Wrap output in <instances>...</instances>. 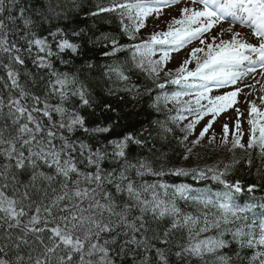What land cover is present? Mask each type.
I'll list each match as a JSON object with an SVG mask.
<instances>
[{
  "label": "snow or ice",
  "instance_id": "1",
  "mask_svg": "<svg viewBox=\"0 0 264 264\" xmlns=\"http://www.w3.org/2000/svg\"><path fill=\"white\" fill-rule=\"evenodd\" d=\"M182 2L178 18L161 19ZM80 11L79 0H0V264H264V195L256 196L264 186L231 178L241 162L252 167L253 153L264 163V96L261 106L245 101L246 143L239 108L230 141L222 126L221 145L233 156L240 149L242 160L204 167H166L156 140L167 142L173 129L141 120L137 109L144 95L156 112L173 104L168 120L178 127L192 117L177 139L182 161L206 135L215 142L216 118L238 103L241 84L253 87L245 78H264V0H111L86 11L92 19L116 13L134 42L127 44L95 24L80 27ZM150 17L153 30L142 38ZM160 23L166 30H155ZM125 51L123 63L94 60ZM133 72L160 91L142 94ZM168 85L175 90L164 91ZM181 177L216 190L169 182Z\"/></svg>",
  "mask_w": 264,
  "mask_h": 264
},
{
  "label": "trees",
  "instance_id": "2",
  "mask_svg": "<svg viewBox=\"0 0 264 264\" xmlns=\"http://www.w3.org/2000/svg\"><path fill=\"white\" fill-rule=\"evenodd\" d=\"M81 5L83 6V11H80L77 22L80 27L92 26L95 24V27L99 29V32L107 33L116 39L119 40L121 44L133 43V41L128 40L127 36L121 31L120 18L116 13H103L101 16L92 19L87 18L85 13L88 10H94L96 5L100 6H108L111 3V0H79ZM126 24L130 25V22L125 20ZM75 26V25H73ZM99 34V33H97ZM99 49V45L97 46V50ZM130 57V53L128 51L118 53L116 57L112 58H104L102 56H95V62L99 64L104 63H113L114 61L123 63L125 60H128ZM31 67V66H29ZM63 70L67 71V68L64 66H59ZM126 67H130V62ZM131 75V84H137L140 86L141 93L143 94L146 88H153V96L159 92L160 90L155 89L154 83L150 80L146 74L142 72H133ZM123 85H121L122 87ZM174 85H168L164 91L171 92L175 90ZM123 95V93H119ZM151 103L147 96L142 95L139 104L137 105L138 110H142L140 119L141 120H159V121H167L168 127L173 129L171 134H168L167 142H161L159 139L156 140V148L159 151H156L155 155L159 156L162 152L167 154V162L166 167H171L173 165L180 166L181 164H186L187 166H196L204 167L205 165H214L218 161H223L224 163L231 162L234 158L233 153L226 150H221L218 152V156H212V153L204 151L202 148H193V154L191 156L190 161L185 162L181 160V155L184 152V148L177 143V139L182 137L183 133L180 131V128L171 123L168 118L170 115H173V112H169L168 108H165L163 104H161V110L156 112L148 105ZM187 143V142H186ZM190 147V144L188 145ZM236 155V153H235ZM244 155V154H243ZM241 155L240 160L244 157ZM253 165L249 168L246 164L241 162L233 169L232 179H239L246 184L249 183H259L264 186V163H261L256 156L252 155ZM238 160V159H237ZM223 164H221V168ZM259 169V174L257 175V170ZM186 182L192 184L193 187H213V183L211 181H192L191 178H173L169 180V182ZM256 194L264 195V192L257 191Z\"/></svg>",
  "mask_w": 264,
  "mask_h": 264
},
{
  "label": "rangeland",
  "instance_id": "3",
  "mask_svg": "<svg viewBox=\"0 0 264 264\" xmlns=\"http://www.w3.org/2000/svg\"><path fill=\"white\" fill-rule=\"evenodd\" d=\"M184 4L183 2L181 4L175 5L171 8H166L164 9V15L161 18L162 20H171L173 17H176L179 15V13H177L175 10L176 9H180L181 7H183ZM164 17H166V19H163ZM149 24L148 25H153L155 23V17H150L148 19ZM163 23H160L159 26H163ZM229 24L228 23H224V27H228ZM166 30V27L165 29ZM234 30L241 33V36L245 39L248 40V42L250 43H258L257 39L252 35V29L247 28V27H242L241 25H236L234 26ZM217 31V29H213V32L215 33ZM228 38V37H225ZM194 46H198V41H193L192 44L187 45L185 48L181 49L180 52L178 53H173V59L171 60L170 63H172L175 67L179 66V63L185 59L187 57L188 52L191 51L192 47ZM193 65H190V67ZM258 74V79H256L255 77L252 76V78H255V80L249 81L248 79L246 81H244L245 84L248 85H253V87H244L243 84H241L240 86L242 87V92L239 94L240 97L242 98L239 101L238 99V103L234 104L235 110L231 113L228 114V116L226 117H221L217 120H215V122L213 123L212 128L210 129V134L214 133L216 140L213 143H209V139L210 136L206 135L204 139H202L200 141V143L195 146L197 148H202L204 149V151L212 153V156H218V152L221 150H226L230 148V144L228 145H221L220 140H221V136H222V126L223 124L227 123L228 127H229V134H232L236 131L235 127H234V123L235 120L237 118V114H236V108H239L240 111L242 113H244V115L240 116L239 119L241 121V129L243 130V132L245 133V129H246V125H247V113H248V109H249V105L245 102L246 100L248 101H255V103L257 104V101H259V90L262 88L263 86V79L261 78V76L259 75V72H257ZM163 77V75H162ZM251 78V75H250ZM259 81V82H257ZM232 88H230L229 90H233V86H231ZM250 93V95H249ZM254 95L257 97L256 100H254ZM263 96V94L261 95ZM259 106V105H258ZM261 106V105H260ZM246 120V121H245ZM207 120H203L201 121V124L199 125L198 128V133L200 132V130L202 129V127L204 126V124L206 123ZM246 123V124H245ZM231 124V125H229ZM196 137H194L193 139H195ZM231 140V137H229V141ZM191 147V145H190Z\"/></svg>",
  "mask_w": 264,
  "mask_h": 264
},
{
  "label": "bare ground",
  "instance_id": "4",
  "mask_svg": "<svg viewBox=\"0 0 264 264\" xmlns=\"http://www.w3.org/2000/svg\"><path fill=\"white\" fill-rule=\"evenodd\" d=\"M248 77L245 78V80L247 79Z\"/></svg>",
  "mask_w": 264,
  "mask_h": 264
}]
</instances>
